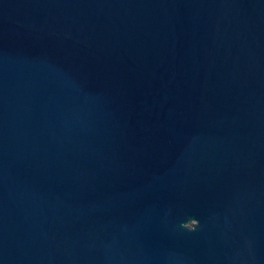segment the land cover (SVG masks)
<instances>
[{"label": "water", "instance_id": "95a60500", "mask_svg": "<svg viewBox=\"0 0 264 264\" xmlns=\"http://www.w3.org/2000/svg\"><path fill=\"white\" fill-rule=\"evenodd\" d=\"M0 264H264V0H0Z\"/></svg>", "mask_w": 264, "mask_h": 264}, {"label": "clouds", "instance_id": "9594fccd", "mask_svg": "<svg viewBox=\"0 0 264 264\" xmlns=\"http://www.w3.org/2000/svg\"><path fill=\"white\" fill-rule=\"evenodd\" d=\"M188 223H189V222H188ZM188 223H186V224L184 225V227H185L186 229H188V230H190V231H191V230H195V229L197 228V227H196V228H194V229H189V228H187V227H186V225H187ZM197 226H198V224H197Z\"/></svg>", "mask_w": 264, "mask_h": 264}]
</instances>
